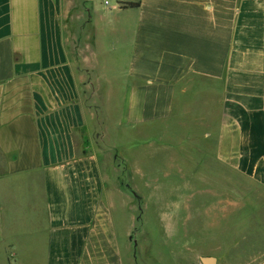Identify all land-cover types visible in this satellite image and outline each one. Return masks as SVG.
<instances>
[{"label": "crops", "instance_id": "crops-1", "mask_svg": "<svg viewBox=\"0 0 264 264\" xmlns=\"http://www.w3.org/2000/svg\"><path fill=\"white\" fill-rule=\"evenodd\" d=\"M108 130L216 164L160 226L176 259L264 264V0H0V264H139L146 185Z\"/></svg>", "mask_w": 264, "mask_h": 264}, {"label": "rangeland", "instance_id": "rangeland-1", "mask_svg": "<svg viewBox=\"0 0 264 264\" xmlns=\"http://www.w3.org/2000/svg\"><path fill=\"white\" fill-rule=\"evenodd\" d=\"M152 134L145 132V139L141 138L140 146L135 149L139 156L138 164L142 169L140 175L144 177L141 180L146 185L142 188V192L144 194L147 192L146 203H144V207L145 204L146 207H142L144 216L142 221H140L141 223H138L141 233H144L141 234L143 240L140 238L138 242L136 256L138 257L139 264H142V260L145 264H150L153 262L152 258H159L160 264H189L190 260L188 257L186 260L175 258L178 255L184 256L188 254L184 251L183 247L187 239L191 240V237L186 238L184 223L183 225H179L176 232L168 234L163 233L164 231L162 228L160 229V226L162 227L163 225L165 227L168 225L173 227L177 223V219L173 218L176 214L180 220L184 217L185 204L187 202L186 192H189V197L193 192L190 200L188 197V204L195 203L196 208H201V205L205 206V204H209L210 201L214 200L213 198L208 200L207 196L202 195L201 192L206 186H204V182L200 178L204 171L209 172L212 170L211 172L215 173L217 166L216 164H212L206 167L201 162L187 164L175 161V157L170 156L169 148H159L156 140L154 142ZM108 135L112 139L111 141L116 144L120 157L124 159L125 153L129 157L132 156V151H135L130 150L133 147L132 140L121 142L118 133L115 134L111 130H108ZM129 142L130 144L128 145L127 143ZM183 166L187 167L188 173L183 169ZM206 168L208 169L206 170ZM129 181L124 173L118 178V184L120 182V186L122 187L129 184ZM140 184L142 185V183ZM136 185V181H134V186ZM181 206L183 207L180 208ZM142 226L143 229L141 228ZM214 232V230H210V233L207 234L211 236ZM201 237V232L198 231L192 236V239L196 240V238L200 239Z\"/></svg>", "mask_w": 264, "mask_h": 264}, {"label": "trees", "instance_id": "trees-1", "mask_svg": "<svg viewBox=\"0 0 264 264\" xmlns=\"http://www.w3.org/2000/svg\"><path fill=\"white\" fill-rule=\"evenodd\" d=\"M122 7L135 8V7H138V3H126V4H122Z\"/></svg>", "mask_w": 264, "mask_h": 264}, {"label": "built area", "instance_id": "built-area-1", "mask_svg": "<svg viewBox=\"0 0 264 264\" xmlns=\"http://www.w3.org/2000/svg\"><path fill=\"white\" fill-rule=\"evenodd\" d=\"M104 4H105V5H108V2H107V1H105V2H104Z\"/></svg>", "mask_w": 264, "mask_h": 264}]
</instances>
